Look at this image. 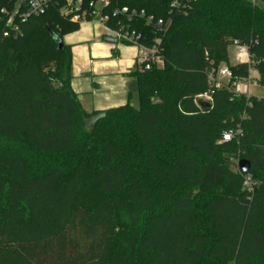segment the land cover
Wrapping results in <instances>:
<instances>
[{
	"label": "trees",
	"instance_id": "obj_1",
	"mask_svg": "<svg viewBox=\"0 0 264 264\" xmlns=\"http://www.w3.org/2000/svg\"><path fill=\"white\" fill-rule=\"evenodd\" d=\"M108 1L167 24L107 23L161 39L163 66L134 74L137 108L82 109L62 41L79 23L59 7L15 39L0 27V264H264V97L229 85L195 103L220 66L264 89V0ZM232 41L249 63L230 65Z\"/></svg>",
	"mask_w": 264,
	"mask_h": 264
},
{
	"label": "built area",
	"instance_id": "obj_2",
	"mask_svg": "<svg viewBox=\"0 0 264 264\" xmlns=\"http://www.w3.org/2000/svg\"><path fill=\"white\" fill-rule=\"evenodd\" d=\"M177 6L176 2L170 4L172 8H176ZM54 7H59L60 15L68 18L72 23L92 20L107 25L111 17H123L128 22L134 18L144 19L145 23L152 26L158 33H164L167 26L160 19L154 21L151 16H145L143 11L129 10L126 7L114 8L107 13L106 9L109 7L108 0L90 2L85 7L81 6L79 1L73 2V0H64L63 5L61 4V0H3V3L0 4L1 36L3 38H17L22 24L32 17L45 14L50 8ZM112 30L117 42L136 47L137 63L140 71H148L153 66H163V60L160 55L161 39L159 37L154 38L149 44H144L141 35L127 26L118 23L117 28ZM231 44L235 49V64L249 63L248 46L241 45L237 41H232ZM231 79V72L226 66H220L217 70H210L207 75L208 89L196 97L195 103L197 105L199 103L210 104L214 90L227 88L229 85L233 88L236 85L235 82L230 81ZM250 86L251 82L248 79L244 85L246 88L245 93H235L249 97ZM241 135L242 129L237 125L222 133L220 143L231 142L234 139H238ZM244 188L249 192L253 191V184L248 176H245Z\"/></svg>",
	"mask_w": 264,
	"mask_h": 264
},
{
	"label": "crops",
	"instance_id": "obj_3",
	"mask_svg": "<svg viewBox=\"0 0 264 264\" xmlns=\"http://www.w3.org/2000/svg\"><path fill=\"white\" fill-rule=\"evenodd\" d=\"M112 35L111 27L87 20L62 37L70 52V88L86 113L138 102L134 74L140 69L136 47L117 42ZM234 58L235 49L229 61ZM255 75L257 79V72Z\"/></svg>",
	"mask_w": 264,
	"mask_h": 264
},
{
	"label": "rangeland",
	"instance_id": "obj_4",
	"mask_svg": "<svg viewBox=\"0 0 264 264\" xmlns=\"http://www.w3.org/2000/svg\"><path fill=\"white\" fill-rule=\"evenodd\" d=\"M253 4L254 3V0H250ZM113 36V35H112ZM228 54H229V58L232 59L233 58V54H234V47L232 44H230L228 46ZM230 62V65H233L235 64L234 61H229ZM256 70L255 69H250L249 71V76L248 78H246L244 81L243 80H235L234 82L236 83V85L233 87V91L238 93H245V90L246 88L244 87L245 83L248 81V79L250 80L251 82V86L249 88V94L254 96V97H264V89L261 88L260 86L257 85L256 83ZM247 93V92H246ZM132 106L134 108H137L138 106V102L135 100L133 103H132ZM240 159H244V158H240ZM248 176L251 181H253L254 179L250 176V175H246Z\"/></svg>",
	"mask_w": 264,
	"mask_h": 264
},
{
	"label": "water",
	"instance_id": "obj_5",
	"mask_svg": "<svg viewBox=\"0 0 264 264\" xmlns=\"http://www.w3.org/2000/svg\"><path fill=\"white\" fill-rule=\"evenodd\" d=\"M109 41H112V42H115V40H109ZM62 46V43L61 42H58V48H61ZM200 106L202 105H205L206 107H210V104H207V103H199ZM249 169V163L245 160H241L239 162V171L242 173V174H245Z\"/></svg>",
	"mask_w": 264,
	"mask_h": 264
}]
</instances>
